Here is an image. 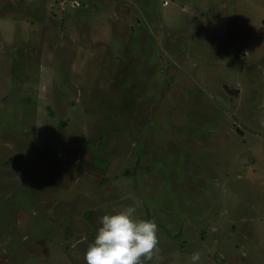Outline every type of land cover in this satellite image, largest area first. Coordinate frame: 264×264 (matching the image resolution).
I'll return each mask as SVG.
<instances>
[{"label": "rangeland", "instance_id": "rangeland-1", "mask_svg": "<svg viewBox=\"0 0 264 264\" xmlns=\"http://www.w3.org/2000/svg\"><path fill=\"white\" fill-rule=\"evenodd\" d=\"M77 1L0 0V264H87L130 205L146 264H264V0H120V39Z\"/></svg>", "mask_w": 264, "mask_h": 264}, {"label": "clouds", "instance_id": "clouds-1", "mask_svg": "<svg viewBox=\"0 0 264 264\" xmlns=\"http://www.w3.org/2000/svg\"><path fill=\"white\" fill-rule=\"evenodd\" d=\"M136 212V207L130 205L100 217L94 241L84 253L87 264H146L159 256L156 221L140 218ZM200 259L199 252L191 256L192 264H198Z\"/></svg>", "mask_w": 264, "mask_h": 264}, {"label": "crops", "instance_id": "crops-1", "mask_svg": "<svg viewBox=\"0 0 264 264\" xmlns=\"http://www.w3.org/2000/svg\"><path fill=\"white\" fill-rule=\"evenodd\" d=\"M108 1H109V3H111V1L115 2L114 3L115 7L112 10L114 11L115 18L117 20H119V22H122V26H121L120 24L116 23L113 18L108 17L107 23L115 28L114 34H116L117 37L120 39L121 37L119 36V32L116 30V27H120V29H121V27H124L126 25H128V27L130 28V33L136 32L135 26L140 27L141 19L138 17L137 14L130 13L132 10L130 1L127 2L128 7L126 9H124V13H117V8L119 5L118 3L120 0H84V2L87 3L91 9H93V10L98 9L99 11L102 9V6L105 5V3ZM118 9L121 10L120 8H118ZM111 20H113L114 24H112ZM125 37H127V36H125Z\"/></svg>", "mask_w": 264, "mask_h": 264}, {"label": "built area", "instance_id": "built-area-1", "mask_svg": "<svg viewBox=\"0 0 264 264\" xmlns=\"http://www.w3.org/2000/svg\"><path fill=\"white\" fill-rule=\"evenodd\" d=\"M70 6H78L80 3L77 0H65Z\"/></svg>", "mask_w": 264, "mask_h": 264}, {"label": "water", "instance_id": "water-1", "mask_svg": "<svg viewBox=\"0 0 264 264\" xmlns=\"http://www.w3.org/2000/svg\"><path fill=\"white\" fill-rule=\"evenodd\" d=\"M224 89H225V91H226L228 94H237V93H238V90H235V89H229L227 86H224Z\"/></svg>", "mask_w": 264, "mask_h": 264}]
</instances>
